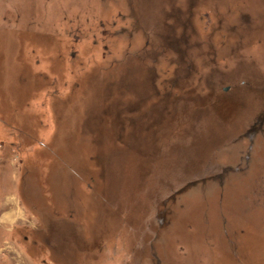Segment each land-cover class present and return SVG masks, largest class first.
<instances>
[{"label": "rangeland", "instance_id": "374dc122", "mask_svg": "<svg viewBox=\"0 0 264 264\" xmlns=\"http://www.w3.org/2000/svg\"><path fill=\"white\" fill-rule=\"evenodd\" d=\"M0 264H264V0H0Z\"/></svg>", "mask_w": 264, "mask_h": 264}]
</instances>
